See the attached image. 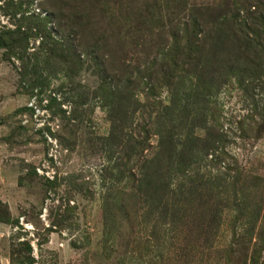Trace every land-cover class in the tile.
<instances>
[{"label": "rangeland", "instance_id": "obj_1", "mask_svg": "<svg viewBox=\"0 0 264 264\" xmlns=\"http://www.w3.org/2000/svg\"><path fill=\"white\" fill-rule=\"evenodd\" d=\"M251 18L264 32V0H0V30L27 34L24 50H0V264H221L189 234L147 245L153 224L130 189L110 180L122 153L110 160L102 145L111 123L96 95L98 63L140 67L148 93L147 69L164 60L160 52H184L164 60L177 59V75L197 61L191 53H210L222 91L215 124L230 133L227 153L264 177V120L257 115L264 93L255 82L252 101L227 70L248 31L257 29ZM64 47L70 58L61 61ZM31 54L49 65L19 61ZM157 92L167 104L168 89ZM227 218L218 248L232 240ZM160 253L173 260L157 259Z\"/></svg>", "mask_w": 264, "mask_h": 264}, {"label": "trees", "instance_id": "obj_2", "mask_svg": "<svg viewBox=\"0 0 264 264\" xmlns=\"http://www.w3.org/2000/svg\"><path fill=\"white\" fill-rule=\"evenodd\" d=\"M226 21L220 24L226 26ZM249 22L257 29L248 31L239 44V54L227 70L244 95H249L257 82L263 96L264 49H256L260 45L258 41L264 44V32L259 29L257 18ZM26 38L27 34L20 29L0 30V50L5 49V56L24 50ZM67 52L64 47L59 53L61 61L70 58L65 55ZM182 54L185 55L180 49L175 54L170 50L160 52L164 60ZM195 55L197 61L188 63L184 75L175 74L172 68V65L179 66L177 59L172 65L164 60L159 65H149L147 71L152 76L147 78L148 93L143 88L146 83L143 84L140 67L117 66L110 70L105 61L98 63L96 95L111 123L110 135L102 140L105 143L102 145L110 153V160L122 153L121 158L115 160L114 168L119 173L110 174V180L113 185L125 184V188L130 189L142 216L153 224L147 241H156L158 245L162 241L164 245L168 237L189 234L193 246L203 247V254L207 256L214 253L221 264H264V177L242 168L234 156L228 155L230 133L215 124L221 91L215 84L217 70H212L210 53H191L189 58ZM38 59V55L31 54L19 61L29 60L27 67L50 63ZM44 81L42 78L37 84ZM163 87L170 94L167 104L158 102V92L154 94ZM152 93L155 99L150 102ZM251 98L255 101L253 96ZM257 107L254 104L255 111ZM138 114L143 117L139 130L133 128ZM257 115L264 120V107ZM198 131L205 134L200 135ZM154 137L157 139L155 147L151 144ZM137 155H140L138 161L135 160ZM113 206L112 203V210ZM227 215L231 216L232 240L218 248L229 219ZM164 256L160 253L157 259L173 260L170 255L165 256L166 259Z\"/></svg>", "mask_w": 264, "mask_h": 264}]
</instances>
